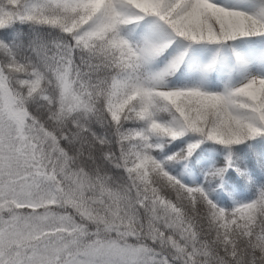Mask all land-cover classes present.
<instances>
[{
  "label": "snow or ice",
  "instance_id": "snow-or-ice-1",
  "mask_svg": "<svg viewBox=\"0 0 264 264\" xmlns=\"http://www.w3.org/2000/svg\"><path fill=\"white\" fill-rule=\"evenodd\" d=\"M145 18L170 39L125 38V27ZM16 23L66 39H38L35 62L0 41V264H264V188L226 210L152 155L161 139L196 137L168 157L177 161L205 140L230 149L264 137V77L222 93L168 89L184 54L147 71L174 38L223 45L264 37V9L249 14L213 0H0V30ZM97 151L120 180L96 164ZM226 171L211 170L206 183Z\"/></svg>",
  "mask_w": 264,
  "mask_h": 264
},
{
  "label": "trees",
  "instance_id": "trees-1",
  "mask_svg": "<svg viewBox=\"0 0 264 264\" xmlns=\"http://www.w3.org/2000/svg\"><path fill=\"white\" fill-rule=\"evenodd\" d=\"M234 1L236 0H232V2ZM259 1L264 9V0ZM214 3L221 6L216 0ZM124 32L137 36L142 34L143 38L151 36L164 42L170 39L166 30L154 18H145L143 21L126 26ZM38 39L51 44L53 41L66 39V37L56 29L29 23H16L9 28L0 30V41L17 51L19 56L28 57L34 62L37 58L33 51V45ZM247 53H255L259 55V58H264V37H243L223 45L189 43L183 38H174L171 46L154 60L158 64V69L151 73L162 71L174 58L184 54V59L177 70L166 78L167 88L172 90L196 88L206 92L222 93L227 88L242 85L239 82L242 79L241 71L245 70L246 66H243V62L238 60V57ZM213 54H217L220 60L219 64L207 61L205 66L199 67L200 61L208 60ZM226 54L232 59V68L222 65L221 61ZM3 59L4 56L0 53V60ZM262 64L264 68V63ZM30 108L36 111L38 105L33 104ZM125 127L139 128L141 125L139 123L126 124ZM93 129L98 134H104L107 131L99 124H93ZM195 140L196 137L191 135L175 141L161 139L159 143L163 147L153 151L152 155L160 161L167 162L170 174L180 179L182 183H184L183 171L187 164H190L196 177L195 186L204 187L210 198L226 210H231L234 203L238 205L251 201L256 197L258 191L264 188V137L248 140L232 146L230 149L205 140L189 159L168 161V157L186 151L188 144ZM100 155V152L97 151L96 164L100 165L114 179L120 180L123 175L122 171L103 161ZM229 158L232 167H227ZM85 163L88 164L87 161ZM88 166L91 167V164ZM215 168H227L223 180H209L206 183V176Z\"/></svg>",
  "mask_w": 264,
  "mask_h": 264
},
{
  "label": "rangeland",
  "instance_id": "rangeland-1",
  "mask_svg": "<svg viewBox=\"0 0 264 264\" xmlns=\"http://www.w3.org/2000/svg\"><path fill=\"white\" fill-rule=\"evenodd\" d=\"M215 0H213L214 2ZM219 2V4L224 7V8H230L232 11H240V12H246L249 14H253L256 12H259L262 7L260 4L259 0H236L232 2V0H216ZM125 31V29H124ZM125 38L129 39L130 42L133 44L140 43L143 41V35L140 34L139 36L137 35H130V34H125L123 33ZM264 57V56H263ZM239 59L243 60L246 68L245 70L241 71L242 79L240 84L245 83L248 79L252 77H264V68L263 64L264 63V58H259L258 54L255 53H247V54H242ZM217 62L218 64L220 63V60L218 59L217 54L211 55L208 60L200 61L199 62V67L205 66L208 62ZM223 64L226 63L228 65L227 67L232 68V59L229 55H224L223 60L221 61ZM158 69V64H156L154 61L148 65L147 71L149 72H154L155 70ZM183 179L184 183L187 186H195V176L194 173L191 170L190 164H187L186 168L183 171ZM237 206V204H232V208Z\"/></svg>",
  "mask_w": 264,
  "mask_h": 264
}]
</instances>
